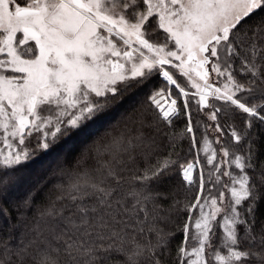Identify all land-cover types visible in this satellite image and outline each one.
<instances>
[{
    "label": "snow or ice",
    "instance_id": "1",
    "mask_svg": "<svg viewBox=\"0 0 264 264\" xmlns=\"http://www.w3.org/2000/svg\"><path fill=\"white\" fill-rule=\"evenodd\" d=\"M260 13L264 0H0V55L5 56L0 58V165L5 168L31 158V149L20 147L26 141L34 139L37 148L47 150L71 132L87 135L89 122H97L125 94L153 77L166 84L149 94L146 111L128 117L122 128L107 132L81 153L75 174L69 172L70 190L57 198L67 203L50 204L37 214L31 224L33 241L50 230L68 264H98L104 258L98 253H120L124 264H140L145 252L160 264L175 232L152 224L148 232L155 233L156 243L141 245L134 234L128 238V230L145 233L150 214L167 201L160 186L177 170L193 193L190 203L180 207L174 200L171 206L188 214L178 228L183 239L176 249L177 264H264V222L259 232L255 228L264 200V161L257 163L253 131L254 124L264 130ZM173 73L196 91H186ZM190 96L197 111L199 106L210 109L205 115L216 122L212 127L221 136L225 129L218 115L225 113L215 101L246 114L242 132L227 126L234 144L243 146L242 155L230 152L217 137L218 160L212 142L204 140L206 163L215 162L213 171L219 172L215 177L209 172L207 189L202 171L193 179V163L180 164L170 155L151 162L159 123L170 127L181 118L178 99L195 147ZM139 161L144 164L139 174L125 181V165ZM8 175L0 174V185ZM223 189L230 194L226 208L221 206ZM29 247L22 243L13 252L0 239V264H58L49 248L30 255Z\"/></svg>",
    "mask_w": 264,
    "mask_h": 264
},
{
    "label": "trees",
    "instance_id": "2",
    "mask_svg": "<svg viewBox=\"0 0 264 264\" xmlns=\"http://www.w3.org/2000/svg\"><path fill=\"white\" fill-rule=\"evenodd\" d=\"M259 15L264 16V13H260ZM173 74L178 79V82L186 87V91L194 93L187 83H185L184 78L176 76L175 73ZM215 79V74H211L209 83H213ZM237 79H240V77L237 76ZM218 85L219 83L216 84V86ZM165 87L166 84L162 77H153L147 84L125 94L120 101L110 106L107 114H102V118H98L97 122H89L90 133L87 135L71 132L47 150L37 148V141L34 139L30 142L26 141V145L20 146H28L31 149L33 154L30 159L23 161L13 168H5L3 165H0V174L4 172L9 173L5 177L7 183L0 185V208H3L5 213L4 215H0V239L6 241L13 252L17 251L22 243L30 245V255L35 254L41 248L47 247L51 251L52 256L58 261V264H68V257L62 250V244L53 238L54 233L50 230L45 231L44 237L41 240L33 241L34 234L31 232L33 220L46 206L56 204L57 207H60L62 204L67 203V200H58L57 198L65 195L70 190L71 179L69 172L72 171L73 175L75 174L76 161L80 158L81 153L94 141L104 137L107 132L122 128L128 122V117L146 111L149 108V94L154 89H163ZM195 99H198V96ZM189 101V109L192 111V127L197 140L195 147L192 148L191 145V134L185 131L188 121L183 116L181 101L178 99L181 118L175 119L170 127L162 121L159 123L160 132L156 134L157 152L151 162L155 163L156 159H163L169 155L171 159L184 165L198 161L199 167L195 171L194 179L197 177V172L202 171L205 179V188L207 189L210 187L208 183L209 172H212L213 177L219 175V172L213 171L216 167L215 162L213 164L206 163L207 157L202 151L204 140L212 142V148L216 150L218 160L221 158L222 153L220 145L215 143L217 137L220 138L221 144L229 148L230 152L235 150L238 154L242 155L243 146L234 144L232 137L228 133L227 126L231 125L237 132H242L245 128L246 114L239 112L234 106L224 104L223 101H215L217 105H223L221 112L225 113L222 116L218 115V122L225 129L223 136H221L212 127L216 122L209 120L208 116L205 115V113L210 114V109L199 106L201 110L197 111L191 96L189 97ZM213 102V98L210 97L209 104ZM206 126L208 127L206 128ZM253 131L258 137L256 147L257 163H259L260 161H264V130L259 125L254 124ZM164 133H168V135H164ZM190 148H192L191 151ZM143 166V161H139L138 164L127 163L122 173L125 181L131 182L133 175H138L139 169H142ZM232 167L234 168V165ZM219 171H225V166L221 165ZM221 179L225 183L228 181L227 177H221ZM124 186L128 188L130 183H125ZM188 187L186 182L182 184L181 176L177 170H174L159 189L167 197V201L163 202L161 207L150 214L149 222L145 224V233H133L132 230H128V238L131 239V235L134 234L136 241L141 245H146L149 241L152 244L156 243L155 233L148 232V227L152 224L157 229H162L165 233L175 232L168 245V251L160 257V264H177L176 249L183 239V233L179 232L178 228L183 227L184 220L188 214L183 211H176L171 206L174 200L181 202L180 207L192 201L193 193L187 190ZM223 191L228 206L230 194L227 189H223ZM212 192L214 194L217 192L216 186H212ZM25 201L28 202L29 206H25ZM191 215L193 219L197 217L195 212H192ZM153 216L156 217L155 220L152 219ZM257 217L258 220L255 228L259 232L262 222H264V200L258 205ZM219 235L220 230L218 229L217 236ZM97 243H104L106 245L109 241H98ZM58 248L61 250L58 252L54 251ZM130 248L131 245L126 244V249ZM98 255L104 257L98 261V264H124L126 259L125 255L120 253H98ZM13 259H15V256H13ZM139 260L140 264H154L153 258L147 252Z\"/></svg>",
    "mask_w": 264,
    "mask_h": 264
},
{
    "label": "rangeland",
    "instance_id": "3",
    "mask_svg": "<svg viewBox=\"0 0 264 264\" xmlns=\"http://www.w3.org/2000/svg\"><path fill=\"white\" fill-rule=\"evenodd\" d=\"M162 31V30H161ZM18 36H20L21 34H17ZM30 44L31 43H34V42H29ZM169 46L171 47L172 45L171 44H169ZM0 58H5V56H2V55H0ZM178 63V62H177ZM166 67H168V66H166ZM207 67H209V72H210V76H211V67H210V65L209 66H207ZM193 76H194V74H193ZM210 76H209V79H210ZM174 78H175V76H174ZM185 79V81H186V78H184ZM196 80H197V82H199V80H198V78H195ZM187 85L195 92L196 90L194 89V88H192L191 87V82H187ZM219 86V85H218ZM211 97V96H210ZM209 97V98H210ZM208 98V99H209ZM137 100V99H136ZM83 139V138H82ZM0 147H3V145L2 144H0ZM190 163H193V164H195V165H197V167H199V162L198 161H196V162H190ZM197 167L196 168H194V170H193V179H194V175H195V171H196V169H197ZM226 170V169H225ZM226 201H227V199L225 198V194H224V201H223V204L221 205L222 207H224V208H226V206H227V204H226ZM220 202L218 201V204H219Z\"/></svg>",
    "mask_w": 264,
    "mask_h": 264
}]
</instances>
